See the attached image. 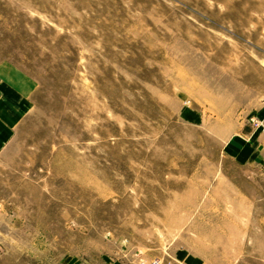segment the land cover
<instances>
[{"label": "rangeland", "instance_id": "obj_1", "mask_svg": "<svg viewBox=\"0 0 264 264\" xmlns=\"http://www.w3.org/2000/svg\"><path fill=\"white\" fill-rule=\"evenodd\" d=\"M30 84L0 147V264H264V0H0Z\"/></svg>", "mask_w": 264, "mask_h": 264}, {"label": "crops", "instance_id": "obj_2", "mask_svg": "<svg viewBox=\"0 0 264 264\" xmlns=\"http://www.w3.org/2000/svg\"><path fill=\"white\" fill-rule=\"evenodd\" d=\"M30 84L10 63L0 64V147L29 111ZM225 153L240 164L258 165L264 172V102L252 111L224 145ZM186 264H201L200 257H182Z\"/></svg>", "mask_w": 264, "mask_h": 264}]
</instances>
